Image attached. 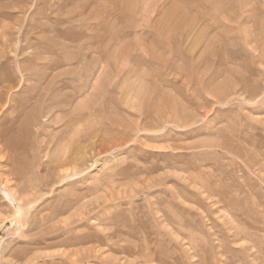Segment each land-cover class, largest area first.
Here are the masks:
<instances>
[{"label": "rangeland", "instance_id": "374dc122", "mask_svg": "<svg viewBox=\"0 0 264 264\" xmlns=\"http://www.w3.org/2000/svg\"><path fill=\"white\" fill-rule=\"evenodd\" d=\"M0 264H264V0H0Z\"/></svg>", "mask_w": 264, "mask_h": 264}, {"label": "bare ground", "instance_id": "6f19581e", "mask_svg": "<svg viewBox=\"0 0 264 264\" xmlns=\"http://www.w3.org/2000/svg\"><path fill=\"white\" fill-rule=\"evenodd\" d=\"M214 234V233H213ZM216 239V238H215ZM220 243V242H219ZM142 255V254H141ZM258 257V256H257ZM254 262V261H253ZM257 262V261H256Z\"/></svg>", "mask_w": 264, "mask_h": 264}]
</instances>
